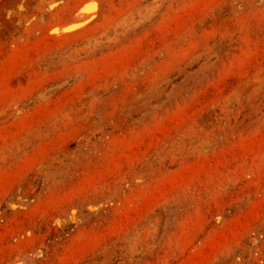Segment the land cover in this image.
<instances>
[{"label": "rangeland", "instance_id": "374dc122", "mask_svg": "<svg viewBox=\"0 0 264 264\" xmlns=\"http://www.w3.org/2000/svg\"><path fill=\"white\" fill-rule=\"evenodd\" d=\"M0 264H264V0H0Z\"/></svg>", "mask_w": 264, "mask_h": 264}]
</instances>
